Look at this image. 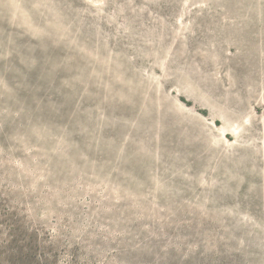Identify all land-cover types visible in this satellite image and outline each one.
Segmentation results:
<instances>
[{"label":"rangeland","instance_id":"374dc122","mask_svg":"<svg viewBox=\"0 0 264 264\" xmlns=\"http://www.w3.org/2000/svg\"><path fill=\"white\" fill-rule=\"evenodd\" d=\"M0 264H264V0H0Z\"/></svg>","mask_w":264,"mask_h":264},{"label":"trees","instance_id":"16d2710c","mask_svg":"<svg viewBox=\"0 0 264 264\" xmlns=\"http://www.w3.org/2000/svg\"><path fill=\"white\" fill-rule=\"evenodd\" d=\"M74 6H75V8H78V7H77L78 5H75V4H74Z\"/></svg>","mask_w":264,"mask_h":264}]
</instances>
